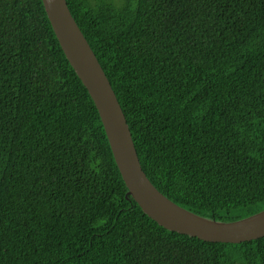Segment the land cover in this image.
Segmentation results:
<instances>
[{
  "label": "trees",
  "instance_id": "trees-1",
  "mask_svg": "<svg viewBox=\"0 0 264 264\" xmlns=\"http://www.w3.org/2000/svg\"><path fill=\"white\" fill-rule=\"evenodd\" d=\"M65 1L153 186L218 222L263 211L264 0ZM126 193L41 0H0V264H264V237L178 234Z\"/></svg>",
  "mask_w": 264,
  "mask_h": 264
},
{
  "label": "water",
  "instance_id": "water-1",
  "mask_svg": "<svg viewBox=\"0 0 264 264\" xmlns=\"http://www.w3.org/2000/svg\"><path fill=\"white\" fill-rule=\"evenodd\" d=\"M45 14L69 65L91 98L111 153L130 196L159 226L212 243L238 244L264 237V210L233 222L193 214L168 200L142 170L124 113L65 0H41ZM127 198V197H126Z\"/></svg>",
  "mask_w": 264,
  "mask_h": 264
}]
</instances>
